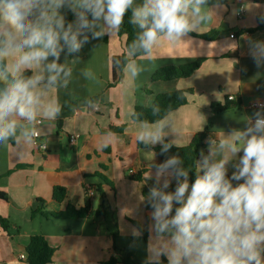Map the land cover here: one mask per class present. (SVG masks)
Instances as JSON below:
<instances>
[{
    "label": "crops",
    "instance_id": "obj_1",
    "mask_svg": "<svg viewBox=\"0 0 264 264\" xmlns=\"http://www.w3.org/2000/svg\"><path fill=\"white\" fill-rule=\"evenodd\" d=\"M223 2L226 8L217 14L215 21L193 31L208 34L215 30L217 39L206 40L189 34L176 44L165 40L157 46L153 57L135 59L145 70L134 83L124 69L122 79L109 86L113 79L112 58L126 53L125 38L118 34L92 41L74 63L73 57H69L72 80L67 88L61 87L51 94L63 105L60 117L55 121L43 120L37 127L47 143V151L32 144L23 148L11 141L9 146L0 144V191L9 197L0 199V218L10 222L8 230L0 225V264H28L20 255L26 253L34 235L44 236L55 249L50 264H104L113 257L123 264L124 254H130L137 262L134 264H144L148 233L145 236L143 232H147L151 209L140 199L154 184L150 180L145 185L144 177L151 171V164L160 163V158L152 148L140 147L136 142L141 122L132 119L135 106H150L162 93L193 90L187 95L186 105L166 116L171 121L166 140L175 146H185L210 123L214 138L234 128L242 129L246 119L258 110L251 103L264 102V66L257 68L249 55L248 44L249 37L264 42V27L257 29L259 17L264 14V0ZM242 5L244 14L238 18L237 11ZM198 58L204 62L189 78L152 80L153 74L165 66ZM60 62H64L63 54ZM85 69H91L97 79H86L82 75ZM229 95L236 97L234 108L214 114L211 105L224 104ZM89 99L99 102V111L86 106ZM122 125L123 132L110 131L111 127ZM72 135L78 136L74 142L70 141ZM103 143L109 146L101 150ZM201 150L206 155L208 146ZM130 170L135 174L131 175ZM136 175L140 180L132 178ZM55 186L67 190L62 203L52 198ZM98 186L104 191L105 202L97 193ZM86 188L95 191L87 218L57 219L39 213L32 216V209L43 205L38 199L45 201L48 212L62 211L68 204L83 206ZM174 188L173 181L170 190ZM103 202L107 210L98 215ZM132 228L142 230L139 239L131 235ZM114 240L122 256L115 253Z\"/></svg>",
    "mask_w": 264,
    "mask_h": 264
},
{
    "label": "clouds",
    "instance_id": "obj_2",
    "mask_svg": "<svg viewBox=\"0 0 264 264\" xmlns=\"http://www.w3.org/2000/svg\"><path fill=\"white\" fill-rule=\"evenodd\" d=\"M225 8L223 0H0V144L35 143L38 122L63 110L51 94L72 80L69 57L74 63L92 41L118 34L129 11L137 32L126 55L151 58L165 40L184 41ZM248 44L257 68L264 66V42L249 37ZM119 64L114 57L113 68ZM124 69L133 83L145 70L135 59ZM82 75L97 79L91 69ZM256 103L242 129L207 138L194 179L178 155L150 165L144 183L154 184L140 199L151 209L144 264H264V102ZM86 106L100 110L98 101ZM170 128L168 117L141 122L136 142L160 144L163 155L173 147L165 142ZM131 235L139 239L142 230Z\"/></svg>",
    "mask_w": 264,
    "mask_h": 264
},
{
    "label": "trees",
    "instance_id": "obj_3",
    "mask_svg": "<svg viewBox=\"0 0 264 264\" xmlns=\"http://www.w3.org/2000/svg\"><path fill=\"white\" fill-rule=\"evenodd\" d=\"M257 1V0H255ZM130 11L125 16L124 24L121 27L120 32L118 35L120 37L125 38V50L127 51V45L135 38L137 29L134 25L129 23L130 20ZM67 19L69 21L73 20L74 17L71 12L67 13ZM264 27V23L259 19V27L257 29H262ZM253 31V30H252ZM251 31V32H252ZM193 36L206 39V40H215L218 37L217 31H211L208 34H195L193 32L189 33ZM78 57H82V52L76 54ZM141 57L137 55L134 58L128 57L125 54L121 56H115L120 61V64L117 68H113V79L109 83V86L112 87L117 84L123 77L124 65L128 62L129 59H137ZM114 58V57H113ZM112 58V60H113ZM204 59L198 58L191 62L181 64V65H168L159 70H157L153 76V81H171L176 79H186L191 77L203 64ZM30 74V73H29ZM193 93V90H177L174 92L162 93L156 96L152 105L144 106V105H136L132 114V119L136 122H152L159 120L161 118L166 117L169 113L177 110L179 107L184 106L188 103V94ZM233 102L228 100V97L225 100L224 104L213 103L211 105L212 112L214 114H220L226 111L233 109ZM154 109H158V112L154 115ZM57 124L60 125V120L57 121ZM124 130V126L120 127H111V132L121 133ZM209 136L213 137L212 125L211 123L206 126V128L201 131L197 132L192 136V139L189 144L185 146H175L165 154H161L162 145L156 146H145L144 144H139L140 147H147L152 148L159 156L160 163H162L166 158H170L172 156H179L182 164L181 166H185L189 169H192L190 172V178L194 179L195 176V161L199 158V153L201 149L207 146V138ZM169 142V141H165ZM97 176L103 177L105 183H109L108 180L102 176L100 173L95 174ZM135 180H140V176H132ZM97 193L105 200L104 191L101 186L96 188ZM52 198L54 201L58 203H62L67 198V190L65 187L62 186H55L53 189ZM0 199L1 200H8L9 197L5 192L0 191ZM92 196L89 195L88 188L85 189V198L84 204L81 207L73 206L72 204H68L66 208L59 212H48L46 211L45 201L42 199H38L40 203L43 205L37 209H32V216L36 215L37 213L44 215V216H52L57 219H83L87 218L91 212L92 208ZM102 203L101 208L97 211L98 215H102L106 212L107 207L105 203ZM138 228L139 225L134 223ZM0 225L4 230L9 229L10 222L6 219L0 218ZM146 236L147 232H143ZM116 235L114 236V239ZM113 249L116 254L122 256L121 249L117 246L116 241L113 242ZM55 254V249L49 244L47 239L42 235H34L30 238L28 245L26 246V255H27V263L28 264H50L53 261V257ZM122 263L123 264H134L137 263L133 259H131L130 254H124L122 256ZM119 260L117 258H111L109 261L105 262L104 264H118ZM142 264V263H138Z\"/></svg>",
    "mask_w": 264,
    "mask_h": 264
},
{
    "label": "built area",
    "instance_id": "obj_4",
    "mask_svg": "<svg viewBox=\"0 0 264 264\" xmlns=\"http://www.w3.org/2000/svg\"><path fill=\"white\" fill-rule=\"evenodd\" d=\"M232 1L235 2V3H241L242 2V0H232ZM243 14H244V7L242 5L240 7V9L237 11L238 18H241L243 16ZM228 100L231 101V102H235L236 101V97L234 95H229L228 96ZM256 102L257 101L252 102L250 106L252 108H257V103ZM42 123H43V120L40 121V122H38L37 127L40 126ZM37 127H36V139H35V143L32 144V145H33L34 148H36L38 150H41L43 152H46L47 149H48L47 143L45 142V140H43V138H41L40 132H39V130H38ZM77 137H78L77 135H72L70 141L71 142H74ZM129 173L131 175H134L135 174L133 170H130ZM94 194H95L94 189H91L90 192H89V195L90 196H93ZM20 259L21 260H24V261H27V255H26V253L20 255Z\"/></svg>",
    "mask_w": 264,
    "mask_h": 264
}]
</instances>
